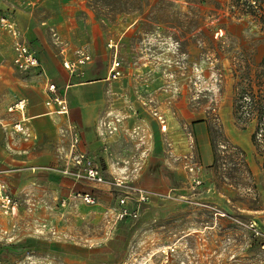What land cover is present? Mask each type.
Listing matches in <instances>:
<instances>
[{
  "label": "rangeland",
  "instance_id": "rangeland-1",
  "mask_svg": "<svg viewBox=\"0 0 264 264\" xmlns=\"http://www.w3.org/2000/svg\"><path fill=\"white\" fill-rule=\"evenodd\" d=\"M37 1L0 0V17L8 16L30 45L46 39L60 61L68 41L90 54L77 77L61 63L70 79L105 78L119 87L102 115L85 119L87 127L65 114L52 115L58 121L51 133L38 135L27 121L28 137L10 130L20 164L0 171V182L17 206L7 214L0 208V264H264V244L250 246V236L264 241V154L251 142L253 122L242 129L233 117L237 88L255 77L264 56L262 22L232 0H78L71 40L39 23L44 6ZM11 42L0 26V88L8 92L19 82L30 89V75L10 63ZM75 56L76 49L67 59ZM114 56L121 75L110 81ZM197 123L208 134L205 164ZM75 138L106 179L160 194L141 203L136 217L120 219L125 189L64 173L73 169ZM193 163L195 174L185 168ZM157 175L162 186L154 184ZM85 192L93 204L77 195ZM135 205L130 195L125 207Z\"/></svg>",
  "mask_w": 264,
  "mask_h": 264
},
{
  "label": "crops",
  "instance_id": "crops-1",
  "mask_svg": "<svg viewBox=\"0 0 264 264\" xmlns=\"http://www.w3.org/2000/svg\"><path fill=\"white\" fill-rule=\"evenodd\" d=\"M11 1V0H10ZM39 5L44 6V16L39 22L42 26L46 25L47 28H55L58 33L67 39H72L74 34L73 29L76 26V22L73 20L76 18L77 12L82 8V4H78V0H39L37 1ZM13 11L15 15V21L20 26L23 24L24 19L21 17V11L16 7ZM12 12V10H11ZM30 22V20H28ZM33 23V22H32ZM37 25L35 28L41 30L42 26ZM41 32V31H40ZM66 40V39H65ZM69 50L66 53H61V61L56 55V52L51 47L49 42L42 37L36 42H32L29 46L36 52L38 58L43 64V71L31 70L24 73L30 75V89L26 86H22L19 82L17 85H12V88L8 92L5 91L4 86L0 88V171L7 169L18 168L20 162L18 154H16L13 149L15 145L11 141V125L13 122L22 120L23 124L26 126V121L29 127L38 135L51 133L54 129L56 130V123L58 117H53L52 115L64 118L65 114H54L51 113L52 107H48L44 104V86L46 82H55L58 87V91L66 94L68 99V116L75 119L77 122L86 124V118L93 115H102L108 105L107 99L111 97L109 93L117 91L119 85H113V83L108 82L105 78H95L91 80H80L70 79L68 73L62 68V60L67 59L68 52H74L78 47L68 41ZM71 42V43H70ZM74 42V41H73ZM12 45V42H11ZM10 45V63L12 57V49ZM2 48L0 46V68L3 66L2 61H4V54L2 53ZM74 50V51H73ZM12 64V63H11ZM90 65L88 62L84 67L87 69ZM13 66V65H12ZM47 69V70H46ZM17 70V69H16ZM19 71V70H17ZM21 72V71H20ZM4 74V72H3ZM118 79V78H117ZM115 79V80H117ZM110 81H115L109 79ZM25 85V84H23ZM25 99L24 109L22 111H15L17 114V119L13 121H7V117L10 113L8 112V107L5 108V103L15 102L18 99ZM111 108V107H110ZM92 112V113H90ZM113 113H117L113 112ZM98 114V115H97ZM195 129V138L198 140L199 150H202L201 159L202 162H210V154L208 152V134L203 131L204 126L202 123H197L193 127ZM9 130V131H8ZM93 137V136H92ZM89 136V139L92 138ZM201 146V147H200ZM89 147V146H88ZM82 151L86 152L88 155L92 156L87 150L80 148ZM93 157V156H92ZM160 173V171H159ZM162 174V172H161ZM156 185H163V178L161 176H156ZM145 184L152 187L151 177H145ZM155 185V186H156ZM157 186V187H159ZM150 191V190H149ZM151 195L160 194L156 191H150Z\"/></svg>",
  "mask_w": 264,
  "mask_h": 264
},
{
  "label": "built area",
  "instance_id": "built-area-1",
  "mask_svg": "<svg viewBox=\"0 0 264 264\" xmlns=\"http://www.w3.org/2000/svg\"><path fill=\"white\" fill-rule=\"evenodd\" d=\"M0 26L7 30L12 36V57L11 63L13 67L21 72H27L31 70L43 71V64L38 58L36 52L26 43L17 33L14 22L6 15L0 17ZM112 40L110 39L108 45L111 46ZM64 49L61 50L63 52ZM91 56L85 51L76 50V56L72 59H63L62 65L66 69L70 76L77 77L83 75V67L90 62ZM121 63L120 60L114 56L109 64V79L115 80L121 75ZM44 104L48 107H52L50 110L54 114H68V99L66 94L58 91L57 84L55 82L48 81L44 86ZM25 99L21 98L13 102L8 107V112L22 111L24 109ZM105 125V123H103ZM109 131L115 130V127L111 124L107 125ZM11 128L14 133L28 137L26 126L22 120H18L12 123ZM77 138H75L69 148V158L73 166L72 170L65 169L64 173H69L73 177L79 180H85L88 182H94L98 184H111L119 188L125 189L124 194L119 198V203L123 206L120 211V218L123 216L136 217L139 211V205L146 203L152 196L149 190L142 188L136 184L128 185L124 180L120 178H113L108 180L102 174L101 169L94 162L93 158L86 152L77 147ZM185 168L189 173L195 174L199 170V166L196 163L187 164ZM192 183L200 184V180L195 176L192 178ZM85 203L93 204L95 197L89 193L77 194ZM133 196L135 207L128 209L125 207L127 199ZM154 195V194H153ZM162 195V194H161ZM168 195V193H167ZM17 206L15 199L8 192L7 187L0 182V208L7 214ZM251 230L255 234H259L253 224H250Z\"/></svg>",
  "mask_w": 264,
  "mask_h": 264
},
{
  "label": "trees",
  "instance_id": "trees-1",
  "mask_svg": "<svg viewBox=\"0 0 264 264\" xmlns=\"http://www.w3.org/2000/svg\"><path fill=\"white\" fill-rule=\"evenodd\" d=\"M232 5L236 6L240 13L257 17L264 25V0H232ZM255 77L246 78V83L237 88L234 103L233 117L236 123H242L241 128H245L253 122L254 130L251 133V142L255 146L259 155L264 154V56L257 64ZM90 156V155H89ZM92 157V156H91ZM93 158V157H92ZM94 162L96 160L93 158ZM87 193V192H85ZM90 194V193H89ZM131 209V208H129ZM131 218L123 216L120 219ZM258 236H250L257 250L261 249L264 241H259ZM18 245H15L17 247Z\"/></svg>",
  "mask_w": 264,
  "mask_h": 264
}]
</instances>
